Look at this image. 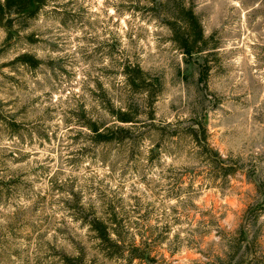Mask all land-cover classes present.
I'll list each match as a JSON object with an SVG mask.
<instances>
[{
    "label": "rangeland",
    "instance_id": "rangeland-1",
    "mask_svg": "<svg viewBox=\"0 0 264 264\" xmlns=\"http://www.w3.org/2000/svg\"><path fill=\"white\" fill-rule=\"evenodd\" d=\"M156 3L49 0L33 18L11 12V38L0 25V264H264V0H185L208 41L191 55ZM125 63L161 85L154 125L201 122L231 175L187 135L150 131ZM119 109L136 123H114ZM83 115L128 133L95 143ZM110 213L153 262L100 246L88 221Z\"/></svg>",
    "mask_w": 264,
    "mask_h": 264
},
{
    "label": "trees",
    "instance_id": "trees-1",
    "mask_svg": "<svg viewBox=\"0 0 264 264\" xmlns=\"http://www.w3.org/2000/svg\"><path fill=\"white\" fill-rule=\"evenodd\" d=\"M49 0H0V25L5 20L8 38H11L10 23L11 12L17 18H33L39 11L46 6ZM156 6H161L163 9L168 8L164 12L162 23L169 32L170 42L182 53L186 55L199 54L208 50V41L204 35L202 25L195 14L191 5L185 3V0H158ZM169 6V7H168ZM138 7H135L137 9ZM13 37V30H12ZM15 61L27 65L29 68H36L39 63L28 54H23L16 57ZM121 75L123 77L124 85L133 94L144 95L145 107L147 112L144 114L146 120L150 123L146 125L150 131L154 132L156 136L160 132L167 131L168 139L187 135L191 140L194 148L197 150L198 155L203 158L208 167L219 176L231 175L234 171L232 167L227 165L220 155L213 149L209 143L208 130L201 122H193L189 127L175 129L171 131L172 124H167L163 127H156L154 125L155 116L153 112V105L156 98L161 93V85L154 78L145 73L139 65L125 63L121 67ZM137 110H117L114 116V123L121 125H133L136 123L134 114ZM82 119H78V125L82 129L87 130L92 134L91 139L95 143H110L112 141L122 140L119 134L128 133V130L121 126L99 123L86 119L83 115ZM161 136V135H160ZM89 230L95 235L100 246L107 248L109 256L116 258H126L127 261L139 260L153 262L150 256L147 255L140 246L130 242L126 245L125 241L121 238V225L117 218L116 213H110L108 217H93L88 221ZM152 260V261H151Z\"/></svg>",
    "mask_w": 264,
    "mask_h": 264
}]
</instances>
